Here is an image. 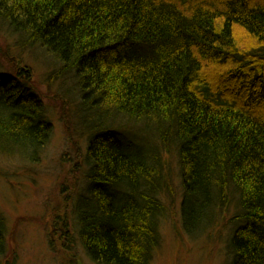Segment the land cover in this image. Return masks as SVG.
<instances>
[{"label": "trees", "instance_id": "trees-1", "mask_svg": "<svg viewBox=\"0 0 264 264\" xmlns=\"http://www.w3.org/2000/svg\"><path fill=\"white\" fill-rule=\"evenodd\" d=\"M0 23L77 87L88 137L71 208L89 260L150 264L159 249L171 190L152 137L178 145L183 232L212 229L234 189L230 264H264V105L250 104L264 0H0ZM24 69L0 70V154L34 163L52 126ZM4 235L0 218V257Z\"/></svg>", "mask_w": 264, "mask_h": 264}, {"label": "rangeland", "instance_id": "rangeland-1", "mask_svg": "<svg viewBox=\"0 0 264 264\" xmlns=\"http://www.w3.org/2000/svg\"><path fill=\"white\" fill-rule=\"evenodd\" d=\"M51 62L35 46L22 49L17 37L0 23V70L8 73L19 65L29 70L32 89L52 126L50 139L34 163L0 154V218L5 233L0 264H96L78 241L71 208L83 191L88 133L79 118L74 81L57 74L58 68ZM108 117L116 126L133 125L110 114ZM146 146L142 142L136 149ZM161 154L162 172L166 171L171 192L168 198H161L166 215L160 224V247L150 264H230V219L236 213L237 197L229 196L212 229L188 237L179 219L181 189L176 153L171 149Z\"/></svg>", "mask_w": 264, "mask_h": 264}, {"label": "bare ground", "instance_id": "bare-ground-1", "mask_svg": "<svg viewBox=\"0 0 264 264\" xmlns=\"http://www.w3.org/2000/svg\"><path fill=\"white\" fill-rule=\"evenodd\" d=\"M129 56H131V55H129ZM21 84L23 85L24 84V82H21ZM28 93V92H27ZM251 94V96H252V99H251V102H250V104L251 105H254V106H261V105H264V98H263V96H262V94L260 93V91L259 90H254V92H251L250 93ZM42 114L44 115L45 114V111L43 110L42 111ZM131 133H129V135L130 136H133V137H135V135H134V131H130ZM133 134V135H132ZM127 135H128V133H127ZM158 140H156L155 138L153 139L152 137H150L146 142L148 143V144H151V145H153L154 144V146L156 147V149L158 150L157 151V153H158V156H160V159H161V153H168L167 151H169L170 152V150L172 149V150H174V149H176V147L178 146L177 145V143H175V142H173V141H170V143H168V145H160V148H158L159 146H157L156 144H158L159 142H157ZM159 145V144H158ZM165 148H167V149H165ZM167 150V151H166ZM179 183H180V181H179ZM180 189H181V195H182V188L180 187ZM228 192V191H227ZM228 200H227V203H226V205L228 204V201H229V196L230 195H232L231 197H238V193L234 190V189H230V191L228 192ZM181 201H182V197H181ZM225 205V206H226ZM220 208H223V207H220ZM238 209V201L236 202V210ZM79 241V240H78ZM80 243V242H79ZM228 244H229V242H228ZM81 245V244H80Z\"/></svg>", "mask_w": 264, "mask_h": 264}]
</instances>
